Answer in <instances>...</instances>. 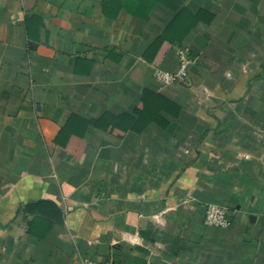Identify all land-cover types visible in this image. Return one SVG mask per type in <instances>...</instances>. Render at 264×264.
Masks as SVG:
<instances>
[{"label": "crops", "instance_id": "crops-1", "mask_svg": "<svg viewBox=\"0 0 264 264\" xmlns=\"http://www.w3.org/2000/svg\"><path fill=\"white\" fill-rule=\"evenodd\" d=\"M87 258L264 264V0H0V264Z\"/></svg>", "mask_w": 264, "mask_h": 264}, {"label": "built area", "instance_id": "built-area-1", "mask_svg": "<svg viewBox=\"0 0 264 264\" xmlns=\"http://www.w3.org/2000/svg\"><path fill=\"white\" fill-rule=\"evenodd\" d=\"M179 65L174 71H166L158 69L155 73L156 79L163 85H171L175 82L185 83L193 58L189 55L186 49L179 50L178 53ZM204 222L206 225L214 227L228 228L232 225L231 212L227 207L208 204L206 207V213ZM83 264H114L113 262H103L94 259L87 258L83 261ZM150 264V263H147Z\"/></svg>", "mask_w": 264, "mask_h": 264}, {"label": "trees", "instance_id": "trees-1", "mask_svg": "<svg viewBox=\"0 0 264 264\" xmlns=\"http://www.w3.org/2000/svg\"><path fill=\"white\" fill-rule=\"evenodd\" d=\"M26 20H27V23L30 25V22L32 21V19L31 18H26Z\"/></svg>", "mask_w": 264, "mask_h": 264}]
</instances>
